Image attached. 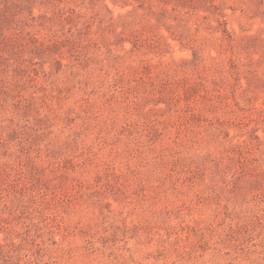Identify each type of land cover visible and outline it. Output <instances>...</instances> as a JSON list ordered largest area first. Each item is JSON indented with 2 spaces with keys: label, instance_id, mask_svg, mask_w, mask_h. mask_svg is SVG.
<instances>
[{
  "label": "rangeland",
  "instance_id": "1",
  "mask_svg": "<svg viewBox=\"0 0 264 264\" xmlns=\"http://www.w3.org/2000/svg\"><path fill=\"white\" fill-rule=\"evenodd\" d=\"M0 264H264V0H0Z\"/></svg>",
  "mask_w": 264,
  "mask_h": 264
}]
</instances>
